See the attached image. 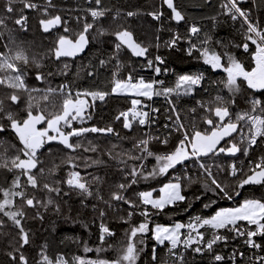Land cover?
Wrapping results in <instances>:
<instances>
[{"label": "snow or ice", "instance_id": "snow-or-ice-1", "mask_svg": "<svg viewBox=\"0 0 264 264\" xmlns=\"http://www.w3.org/2000/svg\"><path fill=\"white\" fill-rule=\"evenodd\" d=\"M87 2L94 6L85 10V16L75 18L76 23L82 24V27L79 31H74L69 27L67 18L61 14L52 13L51 10L56 8L53 0H44L43 5L34 2V0H6V13L11 14L17 11L20 13L13 22L19 26L21 31L28 30L29 18L24 15L26 9L40 14L38 25L43 33L49 34L54 30H61L56 35L53 46L39 54V59L36 58V55L30 56L28 51L17 44L11 35L8 42L3 45L6 51H0V90H6L0 91V133L11 130L20 145L18 147L16 144L0 140V169L12 174L10 181L7 176L0 178V197H2L0 198V229H3L6 224L3 218H7V221H10L12 227L17 230V246L7 253L12 264H30L29 257L25 255L26 246L31 244L30 231L25 228L23 223L28 218L26 208L37 209L32 218L43 220L39 208L47 211L52 207L57 213L61 210L60 204L53 199V194L56 197H67L75 192L85 198L93 197V185L103 183L102 177L92 176L91 179H88L81 174V171L77 170L81 167L87 169L93 165L104 163L100 159L66 155L61 164L69 165L73 170L69 171L65 177L54 178L61 165L53 163L52 167L46 169L44 161L40 158V153L46 145L53 142L62 145L71 153L81 149L84 152H98V147L91 141L88 142L89 146L85 147L83 143L79 142V139L74 141L73 138L84 137L87 133L119 136V133L111 126L106 128L96 126L77 128L73 126L74 122L78 121L84 124L90 120L92 116L89 110L95 107L97 101L105 102L111 95L133 97L130 102L131 107L126 111H121L115 117L117 121H122L123 128L129 131L133 129L134 124L145 127L155 124L154 114L159 113L160 109L144 101H152L154 97H164L169 105L166 111L174 114L175 119H173V115H168L167 119L171 121V124L166 123L163 127L169 130V136L176 132L180 133L182 138L179 139L174 150L159 154L154 152L150 145L154 141L167 145L169 137L161 138L158 135L143 133L142 138L137 139L133 145L141 154L133 155L131 152H126L123 155L127 156L129 160L137 161L152 157L156 161V167L147 174L143 172L142 164L134 165L128 171L120 169L124 172L125 182L114 186V190L110 191L109 200H104L100 195V190H96V198L102 200L109 208L113 207L112 202L115 201L132 209L133 211L127 213L128 220L137 209H140L138 214L145 217L143 222L131 226L126 233L127 242L121 248L116 259L87 260L75 256L70 261L63 254L53 258L47 254L48 245L45 243L37 253L39 258L35 264H137L140 254L146 247L144 237L148 233H151V239L156 242V245L164 246L167 249V255L172 264H188L186 257L188 250L198 255L207 252L211 255L212 264H223L226 259L231 260L232 264H236L237 257L243 258L244 253L234 250L229 257H225L215 252V247L218 244H226L229 240L228 236L222 234V230L233 233L232 239L243 237L244 244L249 248L264 251V243H259L256 239L264 240V197L244 199L237 207L220 208L209 217L197 215L191 218L187 224L175 222L171 225L156 224L154 227H150V217L153 213L149 211L148 206L156 210V213H160L168 206H174L178 202L186 200V196L182 194L181 177L176 176L172 181L165 183L159 188V195L155 197L153 196L155 189L137 193L135 200L125 194L140 179L148 180L165 175L170 169H175L177 165H183L190 159L196 158L199 162L200 158L209 155L226 154L235 157L238 153L247 157L254 146L264 143V99L255 95V93L264 94V27L239 6V0H224L221 4L224 14L232 21L240 20V30L244 36V42L237 47H242L245 52H249L250 45L255 46V51L251 53L254 66L248 70L239 59L228 51L217 52L206 47L210 37L200 41L199 46L193 43L191 37L198 36L201 28L196 24L189 25L187 37L189 47L186 54L192 56L193 52H199L204 64L209 65L213 70L221 69L226 74L223 80L214 83L218 86L222 85L223 89L227 90V96L218 93L210 100L197 101V107L188 110L192 119L186 126L181 120L176 102L171 97L193 95L205 80L204 74L200 72L179 75L175 87L164 86L163 80H146L144 77L137 79L132 72L127 77L120 78L119 71L122 62L119 56L124 50L129 51L134 57L145 58L146 66L152 69L157 76L160 75L162 69L159 65L165 63L164 58L156 55L154 59H147L149 49L151 47L158 49L160 44L157 42L153 45L138 40L133 31L121 23H117L116 27L110 31L101 22L109 18L112 10L103 5V0H87ZM17 3L22 5L20 9L14 7ZM162 4L171 11V20L177 24L185 21V15L177 7L175 0H162ZM137 14L128 11L124 13V16L134 17ZM147 15L160 21L164 13L157 10L148 12ZM110 18L113 22L118 21L121 18L120 11L117 10L115 15H111ZM11 19L10 15H0V28H7L6 21ZM212 19L215 20L216 17H212ZM93 30H95L94 35H92ZM3 34L0 32V37ZM103 36L114 37L113 52L109 55V59L98 61L101 67H105L113 60L116 62L110 91L99 88L73 91L68 83L60 85L59 88L48 87L41 90L30 88L26 83L25 77L28 74V69L31 67L42 68L41 61L43 59L52 57L60 61L62 58H75L85 52L91 40ZM184 39L185 37L179 33H174L169 40L164 42V45L174 49ZM156 40L159 41V37H156ZM68 70L69 65L64 63L59 74L67 75ZM163 71L166 73L168 70L163 69ZM47 75L52 76L53 73L49 72ZM87 76L94 77L95 72L88 71ZM35 78L37 81L43 82L45 75L37 71ZM244 85L252 91V95H247L244 92ZM33 93H40V100L46 104L55 95H59L61 101L59 105H52V111H48L45 107L34 113L33 109L39 107V104L34 103L37 98ZM238 97L243 98L247 108H241L234 112L233 109L238 107ZM22 103L23 108H21ZM146 108L149 110H144ZM21 111L25 113L24 116L20 115ZM197 117L207 125V128L200 130L197 127ZM41 125L43 127H40ZM122 139H127V137ZM222 141L227 144L226 147L220 146ZM115 147L117 146L113 145V148ZM47 151L49 155L52 154L51 148H48ZM106 154L112 159H117L120 156L119 153L113 156L111 151ZM81 159L83 160L82 165L77 163V160ZM121 162L126 163V161ZM217 167L221 171L225 170L219 165ZM199 168L203 170V174L210 181V183L205 182L204 184L206 190L218 197L233 199V193L229 191V186L216 179L210 166L199 162ZM227 172L231 177L237 178L235 184L237 189H242L247 185L264 187V156H261L255 163L249 161L247 171H245L242 162L239 166L233 162L228 165ZM184 179L190 183L195 182L188 176H185ZM64 186L68 191L64 190ZM37 193L48 194L47 199L38 198ZM234 194L240 195L239 191ZM199 198L196 197V199ZM17 201L20 203L17 204ZM210 206V204L204 205L205 208ZM105 215V211L100 210L99 216L103 218ZM121 219L124 220L123 217ZM128 220H124V222L127 223ZM201 229H210L211 236L206 238V233ZM99 230L101 245L106 243L107 237L115 235L103 222L100 223ZM108 247H112V245H108ZM95 250L99 253L106 249L98 247ZM84 251L91 252L93 249L88 247L85 242ZM151 258L154 262L159 260V264H168V261L158 257L156 246L152 248ZM253 260L254 264H264V256H255Z\"/></svg>", "mask_w": 264, "mask_h": 264}, {"label": "trees", "instance_id": "trees-1", "mask_svg": "<svg viewBox=\"0 0 264 264\" xmlns=\"http://www.w3.org/2000/svg\"><path fill=\"white\" fill-rule=\"evenodd\" d=\"M34 2L41 5L44 4V0H34ZM223 2L224 0H207V2L206 0H175L177 7L185 15V21L177 24L174 20H171V11L166 5L162 4V0H103V5L112 10L110 16L115 15L117 10L121 13V18L116 22H113L110 16L102 21L101 23L104 27L109 28L111 31L116 27L117 23H121L129 27L138 40L153 45L158 42L160 47L158 49L151 47L147 59H154L156 55H160L165 60L163 65H159L162 72L157 76L152 69L146 66L145 58L134 57L129 51L124 50L119 56L122 62V67L119 71L120 78H125L132 72L137 79L144 77L146 80H163L164 86L175 87L179 75L200 72L204 74L205 80L202 82L201 88L196 89L193 95L171 97L176 102L181 120L186 126L190 124L192 119V115L188 110L197 107V101L210 100L218 93L227 96V90L223 89L222 85L218 86L214 83L223 80L226 74L221 69L213 70L209 65L204 64L199 52H193L192 56L186 54V50L189 47L187 42L189 25L196 24L201 28L198 36L191 37L193 43L199 46L200 41L206 37H210L209 43L205 45L209 49L217 52L228 51L239 59L248 70L254 66L251 53L255 51V46L250 45L249 52H245L242 47H237V45H241L244 42V36L240 30V20L232 21L224 14V9L221 8ZM53 3L56 5V8L51 10L52 13L61 14L67 18L69 20V27L74 31H79L82 27V24L76 23L75 18L77 16H85V10L90 6H94L90 5L87 0H53ZM5 4L6 0H0V15H10L12 19L6 21L7 28H0V32L4 33L0 37V51H6L3 45L8 42L9 36L11 35L15 38L17 44L28 51L30 56L36 55V58L39 59V54L53 46L56 35L61 30L45 35L38 25L40 14L36 11L26 9L24 15L29 18L28 30L21 31L19 26L13 22L15 18H18L20 13L18 11L11 14L6 13ZM239 6L264 27V0H239ZM14 7L20 9L22 5L17 3ZM157 10L164 13L160 21L154 20L151 16L147 15L148 12ZM128 11H133L138 14L134 17H125L124 13ZM212 17H216V19L213 20ZM174 33H179L185 39L181 40L176 48L170 49L164 45V42L169 40ZM94 34L95 30H93L92 35ZM156 37H159V41L156 40ZM113 41L114 37L112 36H103L91 40L85 52L75 58H62L60 61H57L52 57H47L41 61L43 64L42 68L36 69L35 67H31L28 69V74L25 77L26 83L30 88H38L41 90L47 89L48 87L59 88L60 85L68 83L73 91L83 89L94 90L97 88L110 91L112 87V73L115 71L116 62L113 60L105 67H101L98 61L100 59H109V55L113 52ZM64 63L69 65L68 74L60 75L59 72L63 69ZM163 69H167L168 71L165 73ZM37 71L45 75L43 82L36 80L35 75ZM88 71H94L95 76H87ZM49 72H52L53 75L48 76L47 74ZM243 88L247 95L253 94L251 90L246 88V85ZM33 95L37 98L34 103L39 104V107L33 109L34 113L39 111L40 108L45 107L48 111H52V105H59L61 101L60 96L55 95L46 104L40 100V93H33ZM255 95L264 99V94L262 93H255ZM131 99L125 96L111 95L105 102H101L99 105L97 101L95 107L89 110L92 118L87 120L85 124L74 125L77 128L82 126H96L100 128L111 126L119 133V136L113 134L105 136L87 133L84 137L73 138L74 141L79 139V142L83 143L85 147H88V142L91 141L92 144L98 147V152H84L81 149L71 153L56 142L46 145L41 150L40 158L44 161L46 169L52 167L53 163L61 165L54 178L65 177L69 171L73 170L69 165L61 164V161L66 155L91 157L92 159L104 161V163L93 165L91 168L84 169L81 167L77 169L88 179H91L92 176L102 177L103 183L93 185V197L85 198L75 192H72L67 197H56L53 194V199L60 204L61 210L57 213L52 207L48 208L47 211L39 208L38 210L43 215V220L32 218L37 209H25L28 218L23 223L25 228L30 231L31 239V244L26 246L25 255L29 257L30 264H35V261L39 258L37 253L45 243L48 245L47 254L53 258L59 254H63L70 261L75 256H80L87 260H114L117 258L123 245L126 244V233L130 230L131 226L138 225L145 220V217L138 214L140 209H137L131 219L128 220L127 213L133 211L132 209L121 202L115 201L112 202L113 207L109 208L102 200L96 198V190H100V195L103 196L104 200H109L110 191L114 190V186L118 183L125 182L124 172L120 169L128 171L132 166L142 164L143 172L147 174L156 167V161L152 157L137 161L129 160L127 156L123 155L126 152H131L133 155L141 154L133 145L137 139L142 138L143 133L147 132L154 136L158 135L161 138L165 136L169 137V143L167 145L155 141L150 145L151 149L159 154L174 150L182 136L176 132H173L169 136V130L163 127L166 123L171 124V121L167 119L168 115H173V119H175L174 114L166 111L169 108L166 100H160L154 103V107L159 108L160 111L154 115L156 123L152 124V127L143 128L134 124L131 131L124 129L122 121H117L115 117L121 111H126L131 107ZM237 104L238 107L233 109L234 112L241 108H247L242 97L237 98ZM23 107L24 105L22 103L21 108ZM20 115L24 116L25 113L21 111ZM40 127H43V125ZM197 127L200 130H204L207 128V125L203 124L197 117ZM123 137H127V139H122ZM0 140L16 144L18 147L20 146L15 134L11 130L0 133ZM113 145L117 147L113 148ZM221 146L226 147L227 144L223 141ZM48 148L52 149L51 155L47 151ZM109 151L112 152L113 156H116L117 153L120 156L117 159H112L106 154ZM261 156H264V143H259L252 148L247 157L240 153L238 158L232 159L227 158L224 154L200 158L199 162L210 166L213 175L218 181L229 186V191L233 193L232 200H228L223 196L218 197L211 191L206 190L204 184L205 182L210 183V181L203 174V170L199 168V162L196 158L185 161L183 165H177L175 169H170L165 175L156 176L148 180L140 179L125 194L135 200L137 199V193L155 189L156 191L153 192V196H158L159 188L173 180L171 178L173 173L177 171L182 172V194L186 196V200L184 202H178L174 206H168L160 213H156V210L151 209L150 206L148 207L149 211L153 213L150 217V227H154L156 224L171 225L175 222L187 224L191 218L197 215L209 217L220 208L237 207L244 199H260L264 197V187L258 185H247L242 189L235 188L237 178L231 177L227 172L228 165L233 162H236L238 166L242 162L245 171H247L249 161L255 163ZM121 161H126V163ZM77 163L82 165L83 160H77ZM217 165L225 170L221 171ZM184 167L189 168V177L195 181L194 183H190L187 179H184L186 175V172L183 171ZM5 176L10 181L12 174L0 169V178ZM64 190L68 191L66 186H64ZM236 191H239L240 195H235L234 193ZM47 195L46 193H37L40 199H47ZM196 197L200 198L196 199ZM19 203L17 201V204ZM205 204H210L211 206L205 208ZM100 210H104L106 213L103 218L99 216ZM121 217L124 220H128V222H124ZM3 219L6 224L3 229H0V264H12L7 253L17 246V230L12 227L10 221H7V218ZM101 222L105 223L115 233V235L106 238L104 245H101L99 240V225ZM201 231L206 233V238L211 236L210 229H201ZM222 234L228 236L229 240L226 244H218L215 247V252L225 257H229L234 250L244 253L243 258L237 257L236 264H254L253 258L255 256H264V251L251 249L245 245L243 237L232 239L234 234L223 230ZM144 239L146 247L140 254L137 264H159V260L154 262L151 258L153 246L157 247V255L160 259L168 261V264H172L171 259L167 255V249L164 246L156 245V242L151 239V233H148ZM256 239L257 242L264 243V240L260 238ZM85 242L93 251H84ZM108 245H112V247H108ZM98 247H103L106 250L98 253L95 250ZM180 250L183 251V249ZM186 257L188 264H212L211 255L207 252L203 255H198L188 250ZM223 264H232V261L226 259Z\"/></svg>", "mask_w": 264, "mask_h": 264}, {"label": "built area", "instance_id": "built-area-1", "mask_svg": "<svg viewBox=\"0 0 264 264\" xmlns=\"http://www.w3.org/2000/svg\"><path fill=\"white\" fill-rule=\"evenodd\" d=\"M248 13V12H247ZM249 14V13H248ZM250 15V14H249ZM202 86V85H201ZM201 86L200 87H198L197 89H199V88H201ZM160 100H164L165 101V98L164 97H154L153 98V100L152 101H147V100H145L144 102L145 103H148V104H151L153 107H154V103L156 102V101H160ZM144 110H146V111H148L149 109H144ZM155 115V114H154ZM141 127H145V126H141ZM150 127H152V126H150ZM150 127H145V128H150ZM259 144V143H258ZM255 147V146H254ZM253 147V148H254ZM199 164V163H198ZM183 171L184 172H186V175L185 176H190L189 175V173H188V171H189V168L188 167H184L183 168ZM181 174H182V172H179V171H177V172H175V173H173V175H172V179L174 178V177H176V176H180L181 177Z\"/></svg>", "mask_w": 264, "mask_h": 264}, {"label": "water", "instance_id": "water-1", "mask_svg": "<svg viewBox=\"0 0 264 264\" xmlns=\"http://www.w3.org/2000/svg\"><path fill=\"white\" fill-rule=\"evenodd\" d=\"M57 31H59V29H57V30H54V32L53 33H56ZM45 34V33H44ZM49 34H52V33H49ZM49 34H45V35H49ZM94 134H99V135H105V136H108V135H110V134H103V133H94ZM223 143V141L221 142V144ZM221 146V145H220ZM227 158H238L239 157V155H240V153H238L235 157H233V156H230V155H226V154H224ZM210 156H212V155H209V156H206V157H210Z\"/></svg>", "mask_w": 264, "mask_h": 264}, {"label": "flooded vegetation", "instance_id": "flooded-vegetation-1", "mask_svg": "<svg viewBox=\"0 0 264 264\" xmlns=\"http://www.w3.org/2000/svg\"><path fill=\"white\" fill-rule=\"evenodd\" d=\"M97 104L99 105V104H101V102L98 101ZM77 124H80V125H81V123L77 121V122H74L73 126H74V125H77ZM84 124H85V123H84ZM80 125H79V126H80Z\"/></svg>", "mask_w": 264, "mask_h": 264}, {"label": "rangeland", "instance_id": "rangeland-1", "mask_svg": "<svg viewBox=\"0 0 264 264\" xmlns=\"http://www.w3.org/2000/svg\"><path fill=\"white\" fill-rule=\"evenodd\" d=\"M216 70H219V69H216ZM116 96H123V95H116ZM125 97L133 98L131 96H125Z\"/></svg>", "mask_w": 264, "mask_h": 264}]
</instances>
